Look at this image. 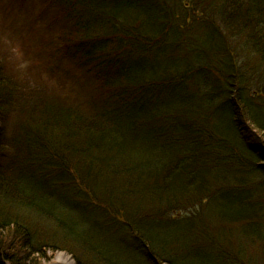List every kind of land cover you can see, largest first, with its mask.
<instances>
[{
    "label": "trees",
    "instance_id": "obj_1",
    "mask_svg": "<svg viewBox=\"0 0 264 264\" xmlns=\"http://www.w3.org/2000/svg\"><path fill=\"white\" fill-rule=\"evenodd\" d=\"M47 1L67 32L45 28L48 57L62 48L88 84L22 91L0 47V138L30 151L0 170V261L264 264V0Z\"/></svg>",
    "mask_w": 264,
    "mask_h": 264
},
{
    "label": "rangeland",
    "instance_id": "obj_2",
    "mask_svg": "<svg viewBox=\"0 0 264 264\" xmlns=\"http://www.w3.org/2000/svg\"><path fill=\"white\" fill-rule=\"evenodd\" d=\"M6 0H1L0 2V47H2V50L5 53L6 56V67L9 70H12V76L11 78L15 83L18 85L19 82L21 84L19 87L23 86L25 87V91L29 90L32 87H34L35 82H38L42 85H47L50 89V93H56V90L60 93H63L64 96H71L68 91H74V93L79 94V86L81 85V81L77 80L79 78L78 76V69H71V73L73 77H76L75 79H68V78H62L60 73H57L55 71L54 74L47 72L48 74L54 75V77H50L51 75H46L44 71V66L42 65V62L36 58L33 54L35 53L34 49L31 48L32 45H29V39L33 38L35 36L41 35L42 30L39 27V24H37V21L34 19V14L36 13L40 3L39 0H25V7L21 10H17L15 8L6 9ZM153 2V1H152ZM152 2H145V1H139L136 3H133L131 8H128L127 16L128 19H132L133 21L139 23L140 27L144 30L146 25L148 23H151L153 20V14H154V8ZM19 3V2H18ZM155 3V2H154ZM7 7L9 8L8 4ZM11 10V11H10ZM180 22V21H179ZM178 23V22H177ZM199 31L200 27L197 25V22L195 24L193 23L192 30L195 29ZM201 35H204V38H208V35H211L210 29H207V26L202 27L200 29ZM229 34H231L230 31H228ZM67 34V32L63 33ZM176 29L173 28L171 31L169 38L173 39L175 38ZM179 35V34H178ZM177 35V36H178ZM42 36V35H41ZM208 40V39H207ZM225 41V39H224ZM228 44L234 45L235 40H226ZM66 44V42H65ZM166 49L164 48L155 55L153 59L150 60V62L154 65H158L161 62L167 61V55L171 49V43L169 45H164ZM191 65V62L189 63ZM197 64V66H202L200 61ZM52 66V65H51ZM53 67V66H52ZM62 68L64 66L61 65ZM256 77L258 78L259 72H255ZM260 77V76H259ZM65 83H73L74 88H72L69 84V89L61 90L57 88V84L60 82V80ZM57 80V81H56ZM75 80H77L75 82ZM254 81V80H253ZM252 80L250 83L253 82ZM249 86V85H248ZM251 87V86H249ZM47 88V90H48ZM80 88H82L80 86ZM21 90L24 91V88L21 87ZM248 94L255 93V88H248L247 89ZM76 91V92H75ZM57 94V93H56ZM58 96V95H57ZM65 99V97H64ZM249 124V123H248ZM247 124V125H248ZM2 126V120L0 117V127ZM249 126V125H248ZM9 128L4 129V134L7 136ZM249 128L252 130V128L249 126ZM249 133V131H248ZM256 136H261L258 131L254 132ZM249 140L252 141V139L249 137ZM2 142V145L4 147H7L5 150H2L3 148L0 147L1 152V158H0V170L4 171L5 174L3 177H9L14 178L15 175L18 174V171L15 170L16 167L20 164H23L24 162H20L19 160H23L28 158L29 152L28 149L24 150L27 154L23 153V151H19L18 156H15V150L13 147L10 146V142L7 141L6 137L0 138V143ZM253 142V141H252ZM254 143V142H253ZM12 150V155L10 161L8 160L9 153L8 151ZM78 156V154L76 155ZM54 177V175L49 176V178ZM91 220V218H90ZM87 223L83 224V227H87ZM66 255L68 259L70 260L71 264H75V260L73 257L64 251H57L55 253H47L46 259H43V264H63L62 262H59L57 260V257L59 255ZM125 254H128L127 252Z\"/></svg>",
    "mask_w": 264,
    "mask_h": 264
},
{
    "label": "bare ground",
    "instance_id": "obj_3",
    "mask_svg": "<svg viewBox=\"0 0 264 264\" xmlns=\"http://www.w3.org/2000/svg\"><path fill=\"white\" fill-rule=\"evenodd\" d=\"M57 260H58L59 262H62L63 264H71V262H70V260L68 259V257H67L66 255H63V254L59 255V256L57 257ZM0 264H7V262H5V261H0Z\"/></svg>",
    "mask_w": 264,
    "mask_h": 264
}]
</instances>
